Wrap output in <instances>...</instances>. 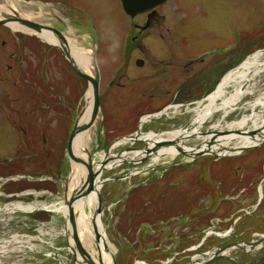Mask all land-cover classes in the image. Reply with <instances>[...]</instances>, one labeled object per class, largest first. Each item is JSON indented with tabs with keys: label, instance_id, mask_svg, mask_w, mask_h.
Listing matches in <instances>:
<instances>
[{
	"label": "rangeland",
	"instance_id": "obj_1",
	"mask_svg": "<svg viewBox=\"0 0 264 264\" xmlns=\"http://www.w3.org/2000/svg\"><path fill=\"white\" fill-rule=\"evenodd\" d=\"M5 1L0 0V7ZM8 2L12 4L13 1ZM17 2L22 15L26 17L34 16L43 21L44 12L58 15L64 20L67 38L73 40L76 46L88 51L85 54L90 50L93 54L96 48L99 51L96 61L103 78L101 92H104V95L102 98L100 96V104L105 120L103 114L99 113L97 121L90 128L89 143L87 150L85 149L86 155L89 154L95 162L103 156L105 147L126 132L124 128H128L127 123L131 117L134 126L137 117L146 112L142 107L135 106L142 101L141 94L139 95L140 89H147V85L161 84L169 77L178 82L184 81L190 74L193 77L205 65H209V74L201 87L202 90H207L213 86L222 72L227 71V67L231 68L233 65L236 67L239 61L242 62L256 53H262L261 58L264 59V0H166L157 10V14L149 19L135 17L132 20L125 15L119 0H64L61 7L49 2L48 10L33 15L24 8L20 0ZM75 10H81L86 15ZM8 13L10 12L0 9V19ZM155 19L156 21L153 22ZM150 22L154 24L151 28ZM8 31L7 28L0 29V41L9 39ZM128 36L133 37L130 43L129 38L125 42ZM135 36H137L136 40ZM10 39L17 50L16 40L12 35ZM93 40L96 44L92 42ZM32 50L30 47L27 49L26 46L22 49L23 63L20 69L23 71L22 78L18 77L19 81L10 80L6 76L8 75L6 65H11L7 55L11 50L9 49L6 55H2L0 93H8L9 99L5 100L12 101L10 109L15 111L14 116L18 115L19 103L30 104L29 113L35 112L34 109L32 110L34 104L36 108L41 106V113L35 112L32 116L42 118L41 124L47 126L46 135L44 139L39 136L38 140H30L27 130L24 135L19 132L17 135L13 134L14 138L11 137V140L7 134L8 127L0 124V157L10 154L16 144L22 146L20 154L8 155L9 159L0 161V203L22 201L25 204L48 207L63 200L64 184L71 173V164L66 152L67 140L82 114L90 84L86 79H79L56 50L49 55L43 74L39 71L40 62L44 59L40 54L41 49H39L40 53ZM205 52L208 57L204 62L188 63V60L197 58ZM143 57H146L145 68H137L136 61ZM162 59L170 61L172 66L159 63L158 60ZM123 64H125L124 68L118 70ZM183 67H187V70L184 71ZM152 68L155 70L153 71ZM116 70L119 71L117 74ZM163 70L167 74L162 75ZM109 76H112L111 80H115L110 88L107 82ZM140 76L146 79L137 81ZM248 90L252 92L246 93L241 98L235 110L223 119L222 113L215 114L207 121L206 127L217 126L216 130H224V127L231 126L233 122H239L244 117L250 116L251 104L263 96L264 75L252 82ZM227 92L232 93L233 87L227 88ZM22 93L24 96H21ZM196 108L193 106L191 108L193 110L183 116L169 114L170 119H164L167 122H163L162 127L157 125L161 124V121H153L144 127L145 134L154 132L160 137H167L163 135L165 132L173 133L188 129L195 120ZM104 123L105 127H103ZM132 124L127 134L136 131L133 126L131 128ZM206 130L207 128H203L201 132L204 133ZM9 131L12 134V129ZM126 133L124 135H127ZM263 144L242 152L241 157L231 158V161L222 160L220 164H243L246 169V164L250 167L257 164V168L263 170ZM185 145L194 149L201 145V141L189 139ZM143 147V143L123 144L114 149L112 154H117L123 149L129 155L140 153ZM63 154L65 158L62 160ZM140 155L139 158L134 159L135 163L131 165L122 163L102 175V178L110 181L103 184L99 192L100 218L109 245L107 249L113 254L114 264H192V262L199 264L209 259L208 256L224 250L227 247L225 245L233 244L238 239L231 230L232 220L223 219L230 217L235 207L242 206L245 201L241 202L238 196L231 198L227 201L230 202V211L226 204L220 203L217 208L223 209H219V214L215 209H208L211 205L209 194H214L217 188L221 189L223 186L216 184L214 177H208L206 171L203 176L195 175V168L198 165L212 163V157L197 158L191 162L183 155H178L172 162L173 158L170 156L154 162L153 156L149 158L144 156L142 159ZM139 161L140 163H136ZM12 163L20 165L12 166L10 165ZM25 164H27L26 168H23ZM177 164L192 165L188 167L191 172H186L184 167L180 170L177 167L168 169ZM225 171L228 172L229 168H225ZM183 173L184 175L180 177L169 176ZM188 175H192L191 183L185 181ZM119 177L123 179L114 180ZM40 180L47 181L41 184ZM173 183L175 186L170 188V184L174 185ZM190 185L191 189H189ZM224 187H226L222 190L224 193L231 188L230 185ZM156 188H160V193L156 191L154 193ZM26 194L29 195L25 196ZM259 197L263 198V194ZM157 202L166 204V208L169 204H173L175 209L173 207L171 209L174 213L166 217L161 216L162 212L171 210L156 209ZM182 203L192 206L195 217L201 214V224L196 225L193 217L190 218V225L183 221L190 213L175 212L179 205H183ZM95 209L96 206H93L92 213ZM42 214L40 212L31 218L49 222L45 223L46 227L54 229L53 233L43 238V241H47L55 248L64 247V238L60 235L65 225L63 215L49 212L44 213V216ZM178 216L181 218H176ZM13 222L1 224L4 228H10V231L0 233V238L7 239L14 234H28L25 231L26 227L19 229ZM237 224L239 225V222ZM185 226H189L190 230L182 232ZM31 235L35 233L31 232ZM259 237L253 236L251 239L255 241ZM32 245L33 249L30 252L15 245L16 251L19 252L5 257V261L14 264H59L63 257H66L65 251L59 252L60 259L50 256L54 251L40 240L33 241ZM92 249L95 250L94 255L97 257L98 251L95 245ZM228 251L231 258L241 263L264 257V251L261 250L248 253L236 248L231 250L227 248L223 252ZM63 261L67 263V259ZM211 263L229 264L223 258L213 260Z\"/></svg>",
	"mask_w": 264,
	"mask_h": 264
},
{
	"label": "flooded vegetation",
	"instance_id": "obj_2",
	"mask_svg": "<svg viewBox=\"0 0 264 264\" xmlns=\"http://www.w3.org/2000/svg\"><path fill=\"white\" fill-rule=\"evenodd\" d=\"M12 1L15 7L14 6L11 7L10 8L11 13L6 14L4 18L0 19V21L5 22V25H0V29L7 28L9 30L7 32V37L9 39L0 41V58L2 57V55H6L9 49L11 50L10 53L7 55L8 56L7 59L10 61L11 65H6V71L8 74L6 76H8L10 80L17 79L19 81L18 77L22 78V71H23L22 69H20V66L23 63L22 49H24V47L26 46L27 49L28 47H30L31 50L33 49L32 51H36L39 53H40L39 49H41L40 54L42 55V58L44 59H42L40 62L39 71L44 74L46 70L45 69L46 64L49 60L48 57L53 50H56L58 54L60 55L61 59L64 61L61 51L63 50V44L66 45V42L64 41L66 40L67 33L64 29L65 27L64 20L61 19L58 15L49 14V13L44 12L45 19L43 21L38 20L34 16L26 17L25 15H22L23 13H21V9L17 2L18 0H16L15 3H14L15 0H12ZM20 2L21 4H23L24 8L27 9L29 12H31L33 15V14H38L39 11L48 10L49 2H53V4L63 6L62 4L64 0H24V1L20 0ZM160 8H158L157 10H159ZM75 11L77 13L82 12L84 15H86L81 10H75ZM139 17H145L146 19H148V14H144ZM154 21H156V19L153 20V22ZM151 22L149 24L150 28L154 25L152 24L153 22L152 23ZM22 23L27 24V26H25L26 27L25 32L21 31L20 29L14 30L10 27V25H13V24L20 25ZM139 31L141 30L139 29ZM45 34L46 35L49 34V37L51 36L55 40V43H50L49 41L42 39L41 36ZM10 35H12L13 38L16 40L17 50H15V44L13 45L12 39H10ZM128 38H129V43L133 41V37L128 36L125 38V42L127 41ZM136 38L137 36H135V40ZM145 60H146V57H143L138 60L140 61L139 63H137L138 61H136L135 63L136 67L140 69L142 68L144 69L145 62H146ZM158 62L162 64L166 63L169 66H172L170 61H166L165 59L158 60ZM199 62L202 63L204 62V60H201ZM188 63L193 64L196 62H195V59L193 60L190 59L188 60ZM124 65L125 64H123V66L118 69L122 70L124 68ZM137 65H139V67ZM152 70L154 71L155 69L152 68ZM183 70L186 71L187 67H183ZM164 73L165 72L163 70L162 75H164ZM0 74H1V67H0ZM195 75L193 77H195ZM111 77L109 76L108 81H107L109 82L108 87H112L115 81V80H111ZM193 77L190 74L188 78H186L184 81L182 80L181 82H178L177 80H174V78L169 77V79H166L164 82L160 81L161 84H158L157 82H155L157 84H152L153 86L147 85L148 86L147 89H140L139 95L141 94L142 101L139 103H136L135 106L142 107L143 111L144 109L146 110V112L141 114L143 115V114L160 111L161 109L165 108L166 106L170 104L187 103L192 98L190 97L193 92L192 87L194 88L202 87L201 84H197V80H192ZM141 79L144 80L146 79V77L140 76V78H137V81H141ZM102 82H103V78L101 76V85H102ZM103 95H104V92L103 93L101 92V95H100L101 98L103 97ZM21 96H24V93H22ZM8 97H9L8 93L6 94L0 93V124H3L6 127H8V133H7L8 138L9 139H11V137L14 138L13 134L17 135V132L24 135L27 133V130H28L30 140H38L39 136L44 139V136L46 135L47 126L41 124L42 118H40V116H37V117L35 115L32 116L35 112L41 113L40 112L42 109L41 106H39V108H36V105L34 104V106H32V110L34 109L35 112L29 113L31 105L27 104V102L19 103V105L17 106L18 115L14 116L15 111L13 109H10V105L12 101L5 100V99H9ZM104 120H105V117H104ZM131 120L134 121L133 117H131L129 122L127 123L128 128H124L126 132L129 129L130 124L133 123ZM132 126L133 124L131 125V128ZM103 127H105V123ZM9 129H12V134L9 131ZM34 143H36V141H34ZM43 143L45 144V141H43ZM21 148L22 146L20 144L19 145L16 144L15 146H13V149L8 155H13L14 153H16V155L20 154ZM8 155H6L5 157L4 156L0 157V161L2 160L6 161L7 159H9L7 157ZM17 163H12L10 165L12 166L20 165ZM26 165L27 164H25L23 168H26ZM189 166H192V165H188V164H179L177 166L172 165L169 167V169H173L174 167H177L180 170L182 169V167H184V170H186V172H191V170L188 168ZM246 166H247V169L244 168L243 164H236V163L235 164L234 163L220 164V162L209 163L208 165H204V166L198 165L195 168V175L203 176V173L206 171L207 172L206 175L208 177L209 176L214 177V180H216L215 183L221 184V186H223L221 187V189L217 188L218 190L214 191V194H209L212 200L210 199L211 205L208 206V209L210 210L215 209L216 213L219 214V209H223L220 207L217 208L220 205V203L226 204L227 207H229V211H230V202H227V201H230L231 198L238 196V198H241L240 199L241 202L245 201L244 203L247 205L242 204V206L240 207L238 206L235 207L236 209L234 213L230 212L233 214L230 215V217L227 216L228 219L227 217L224 216L225 218L223 220H229V219L232 220V223L230 224L231 230H233V232L238 238L233 244L250 243L252 245H255V244L261 243L260 246L257 248V250L264 251V169L259 170L257 168V164H253L252 167H250L249 164H246ZM225 168H229V171L226 172ZM186 172L185 174H188ZM182 175H184V173L183 174H172L169 176L170 177H180ZM191 176L188 175L185 178V181L187 183L189 182L191 183V180H192ZM170 185H171L170 188H172V186H175V184L174 185L170 184ZM225 185H230L231 187L228 192L226 191V193L222 191L226 188L224 187ZM189 189H191V185L189 186ZM155 191L160 193V188L154 189V193ZM259 193L261 195L263 194V198L259 197L260 195ZM252 203L254 206L252 205ZM182 204L183 205L178 206V209H176L175 212L178 213L182 211H185V212L187 211L188 214L190 213L189 216L188 215L186 216L187 219L186 217H184L185 219H183V221L187 225H190L189 223L190 218L193 217L194 221L196 222V225L201 224V221H202L201 214H198V216L195 217L194 213H192V209H193L192 206L190 204H185V203H182ZM248 204H251V205H248ZM157 205L158 206L156 209L158 210H161V209L171 210L168 212L166 211L162 212L161 216L163 217L170 216L174 213L172 212L173 210L171 209V207L175 209L173 204H169L167 208L165 207L166 204L164 203L159 204V202H157ZM176 218L180 219L181 216H178ZM238 222H239V225L237 224ZM236 229H239V231H237ZM188 230H190V227L185 226L183 227L182 232H186ZM253 236H260V237L259 239L253 241L251 239ZM228 245H232V244H228ZM228 245H225V246H228ZM242 262L247 263V264H264V257L263 259H259L256 261L248 260V261H242Z\"/></svg>",
	"mask_w": 264,
	"mask_h": 264
},
{
	"label": "bare ground",
	"instance_id": "obj_3",
	"mask_svg": "<svg viewBox=\"0 0 264 264\" xmlns=\"http://www.w3.org/2000/svg\"><path fill=\"white\" fill-rule=\"evenodd\" d=\"M9 0H6L3 5L0 7V9H4L7 12H11V7H13V3L11 4L8 2ZM10 27L14 30L19 29V25L13 24L10 25ZM24 29V28H22ZM42 39L49 41L50 43H55V40L50 36L49 34H45L41 36ZM68 52L70 56L72 57L74 63L82 69L86 74L90 75L92 77V65H91V50L89 53L85 54L86 51L82 47H78L75 45V42L71 40L70 38H67L65 40ZM264 72V59L261 58V53L255 54L254 56L250 57L238 70L235 72L229 74V76L225 79L223 84L219 87L217 92H215L210 98H208V104L205 105L202 108H196V117H195V129H193L191 132H183V131H176L173 133H170L167 135L166 138L170 139H179L186 138V137H192L199 135V131L201 126L204 123H207V121L214 116L215 114L219 112H223V114H229L234 110V107L237 106V104L240 102L243 93L240 92L239 87L244 81H254L256 80L257 76ZM238 85V86H237ZM230 86H233L234 91L232 93H229L227 95V88ZM247 92H252L247 90ZM220 102V103H219ZM92 106H93V96H92V90L91 86H89V89L87 90L86 96H85V105L82 110V114L79 118V124L83 125L87 120L89 119L91 112H92ZM259 106L260 109H263L264 111V96L258 100H256L252 107ZM257 116H254L252 118L244 117L240 122L233 126H237L240 129L247 125L249 122H252L255 126H257L258 118ZM262 123L264 122V114L263 119L260 120ZM231 125V124H230ZM90 128L84 130L80 134L77 135V137L74 140L73 143V150L75 153L80 154L82 160L87 161V157L89 155H86V150L89 143V135ZM264 137V131L262 134L255 136L254 138L248 137V136H234L229 134H221L218 132L211 133L210 136L206 137L203 144L198 147L192 149L191 147H187L185 145V142H180L181 146L184 151L186 152H198V151H207L210 150L213 153L217 154L218 156H224L226 154H231L232 157H236L240 154V151L245 148L253 147L257 144L258 139ZM145 139L150 140V145H152L153 141L155 139L161 140L160 137H155L154 135L146 136ZM187 141V140H184ZM123 141H121L119 144H121ZM86 149V150H85ZM84 153V154H83ZM141 153H132L125 155V153L117 158V161L115 162L114 166L120 165L123 161H132V163H135L134 159L136 157L139 158L138 155ZM178 155L177 151L170 147L166 149H162L158 152L157 155L153 156V161H159L162 158L172 157L175 158ZM141 156V155H140ZM130 158V159H129ZM132 158V159H131ZM93 167L98 170V167L101 166L100 163L93 162ZM72 168H71V175L68 179L67 185V192H66V201H69L73 195L77 193L78 190L81 189L83 183L87 182V171L84 167L79 166L78 164L72 162ZM113 165H108V168L113 169ZM102 177L101 175H97L94 179V190L93 192L87 196L86 198L80 199L74 204L75 212L77 213L76 216V232L78 234V238L80 240V243L84 250H86L91 258L95 261V263L99 264H114L113 262V254L107 247L109 246L107 243V238L104 235L103 225L101 222V215L94 216L92 213L93 206H96L97 200L99 199V192L102 189ZM46 207V206H43ZM38 208L35 205H22L18 204L15 206V209L21 210V211H27L33 210ZM50 209L55 212L61 213L64 217L67 218V207L65 203L56 202L52 204ZM8 212H12V209H9ZM70 226L67 231V234L70 232ZM99 237L97 240L96 237ZM15 241H19L16 243H20V238L13 239ZM73 240L71 236L69 235V244L70 246H74ZM95 245V249L98 251V256L96 257L95 250L92 248ZM257 246H251V245H243V249L249 253L255 251ZM4 249V248H2ZM17 248H14L13 251H16ZM26 250V249H25ZM7 253V252H6ZM6 253H1L5 255ZM230 253V251L226 252ZM197 262H193L192 264H196Z\"/></svg>",
	"mask_w": 264,
	"mask_h": 264
},
{
	"label": "water",
	"instance_id": "obj_4",
	"mask_svg": "<svg viewBox=\"0 0 264 264\" xmlns=\"http://www.w3.org/2000/svg\"><path fill=\"white\" fill-rule=\"evenodd\" d=\"M166 0H121L122 2V6L123 9L125 11V13L130 16V17H135L138 14L144 13L148 10H150L151 8H154L156 6H159L161 4H163ZM22 25L27 26V24L22 23ZM62 55L64 57V59L67 61V63L70 65V67L73 69V71L78 74L80 77L86 79L90 86H91V90H92V96H93V106H92V112L91 115L89 117V119L87 120V122H85L83 125L81 124H77L74 128V130L72 131L69 141H68V153L69 156L71 158V160L84 167L85 170L87 171V182H85L81 189L77 191V193L75 195L72 196V198L66 202L67 208H68V219H69V225L71 228V233H72V239L75 245V248L72 249L73 253H74V257H72V261L71 264H74L76 260V253L82 258L83 263L85 264H95L93 259L90 257V255L83 249V247L81 246V243L78 239V235L76 232V217L73 213V206L75 204L76 201H78L79 199H82L88 195H90L93 190H94V179L95 177L100 174V171H97L94 169L93 164L91 162L90 157H88L87 162H85L84 160H82L74 151H73V141L76 137V135L86 129H88L94 122L98 112H99V71L97 69V65L95 63V56L92 55V69H93V77H90L88 75L82 74L79 69L77 68V65L74 63L72 57L70 56L67 48L65 47V45L63 44V51ZM170 145H176V142H169V143H162L160 144V146H170ZM159 147V146H157ZM181 152L180 149H177ZM149 152V151H147ZM208 153V152H206ZM205 153H200L195 155V158L204 155ZM108 161V160H107ZM102 163V169H104V165L106 164V162ZM67 191V189H66ZM98 204L100 205V200L98 199ZM99 205L96 211V215L99 214L100 209H99ZM95 215V216H96ZM216 258H219L218 256ZM102 264V263H99Z\"/></svg>",
	"mask_w": 264,
	"mask_h": 264
}]
</instances>
